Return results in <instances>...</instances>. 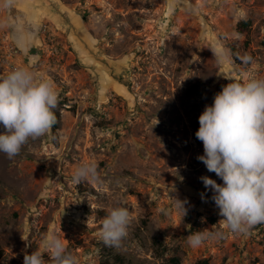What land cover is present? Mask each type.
Here are the masks:
<instances>
[{
	"label": "rangeland",
	"instance_id": "obj_1",
	"mask_svg": "<svg viewBox=\"0 0 264 264\" xmlns=\"http://www.w3.org/2000/svg\"><path fill=\"white\" fill-rule=\"evenodd\" d=\"M171 4L22 0L12 10L36 31L23 46L0 31V76L28 67L51 79L61 117L57 137L30 140L11 160L0 153V264H23L35 250L48 261L49 233L80 264H116L115 255L125 264H264V223L198 248L186 242L224 227L200 177L223 182L197 159L195 124L222 86L264 77V0ZM214 47L229 59L218 63ZM245 54L254 62L243 64ZM93 160L100 183L74 184V170ZM173 198L187 201L186 216ZM118 202L132 212L129 235L106 247L100 226Z\"/></svg>",
	"mask_w": 264,
	"mask_h": 264
},
{
	"label": "clouds",
	"instance_id": "obj_2",
	"mask_svg": "<svg viewBox=\"0 0 264 264\" xmlns=\"http://www.w3.org/2000/svg\"><path fill=\"white\" fill-rule=\"evenodd\" d=\"M21 2L0 0V31L11 32L14 41L23 46L34 38L36 25L11 14ZM176 4L177 0H172L173 9ZM210 50L218 63L229 59V52L223 48ZM240 60L245 65L254 62L249 54ZM58 103L54 82L37 77L28 67L14 68L0 76V125L5 130L0 133V153L14 159L30 140L47 136L57 123L54 110ZM198 121L195 136L202 142L204 151L197 159L223 183L208 176L200 179L205 189L212 190L211 199L219 209L224 227L189 234L186 242L192 248L222 240L228 234L247 236L255 226L264 223V77L230 81L222 86ZM100 181L99 166L94 160L81 164L72 174V182L77 185ZM173 200L177 211L186 216L187 201ZM132 218V212L123 202L110 207L100 226L102 243L120 248L129 235ZM42 243L49 260L35 250L31 254L25 252L23 264H80L55 233L45 235Z\"/></svg>",
	"mask_w": 264,
	"mask_h": 264
},
{
	"label": "trees",
	"instance_id": "obj_3",
	"mask_svg": "<svg viewBox=\"0 0 264 264\" xmlns=\"http://www.w3.org/2000/svg\"><path fill=\"white\" fill-rule=\"evenodd\" d=\"M54 111H55V113H56L57 123H56V125L54 126V128L52 129V131H53L55 137H57V135H58V130H59V121H60L61 114H60V111H59V110H54ZM198 128H199V124L196 123V124H195V132H194V136H195V133H196V131L198 130ZM195 138H196V136H195ZM196 139H197V138H196ZM113 260H114V262H115L116 264H125V259H124L122 256L115 255ZM170 262H171V264H182V262H181V258H180V257H173V258L170 259ZM104 264H107V263L105 262ZM199 264H210V262H209L208 259H204V260L200 261Z\"/></svg>",
	"mask_w": 264,
	"mask_h": 264
}]
</instances>
